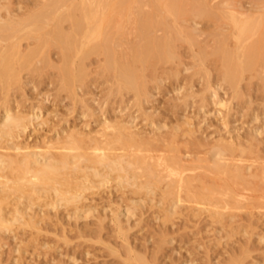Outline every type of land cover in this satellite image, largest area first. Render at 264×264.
<instances>
[{
    "label": "bare ground",
    "instance_id": "bare-ground-1",
    "mask_svg": "<svg viewBox=\"0 0 264 264\" xmlns=\"http://www.w3.org/2000/svg\"><path fill=\"white\" fill-rule=\"evenodd\" d=\"M1 1L0 92L4 114L0 118V140L11 141L3 146L8 152H0V247L5 244L4 237L9 239L7 231H11L14 224L43 229H39L40 221L35 218L38 214H30L35 200L51 197L53 202L48 205L54 208L77 205L83 196L78 193L82 188L80 178L87 181L90 177H98L104 182L100 184H105L115 177L113 180L120 179L117 186L132 187L133 195L142 192L152 195L159 190L160 203H167L166 219L182 214L184 209H178L184 207L189 212L185 215L188 219L207 214L213 221L221 223L226 216L235 218V210L244 209L247 204H243L246 202H242L243 199L264 201V160L262 156L254 159L257 165L253 169V164H247L244 159L245 155L253 154L254 157L256 153L252 132L251 137L244 138L245 142L219 140L210 147L208 156L188 164L173 139L175 134H171L172 140L161 148L157 142L164 143L169 139L158 137L157 133L156 137H152L154 133L150 135L152 138L144 137L130 125L133 117L132 122H122L114 116L116 119L113 120H98V129H93L95 135L94 132L84 135L75 128L62 137L50 139L42 151H36L12 139L20 137L27 125L38 120L40 115L33 110L31 114L12 113L9 104L14 84L20 86L22 83V72H35L44 67L56 69L60 86L72 95L74 92L77 98L76 88L90 78L89 62L94 56L98 57L95 69L111 76L109 81L116 86L113 91L130 92L138 99L149 92L148 83L159 65L180 58L177 44L184 42L190 47L197 46L195 58L200 65L217 60L222 80L235 97H241L243 91L239 84L244 80V74L255 72L258 66L262 70L256 73H264V0H260L256 8L247 10L232 6L228 1L212 4L213 0H19L17 7H13L10 0L7 4ZM196 18L209 19L217 26L211 48L202 45L199 39L202 31L198 32L194 27ZM226 19L232 22V31L221 28ZM31 39L36 42L31 43ZM24 40L29 41L26 47L22 44ZM52 48L58 50V63L50 56ZM210 56L215 59L209 60ZM37 63L41 64L37 67ZM93 71L97 74L99 70ZM212 95L217 96L216 89ZM188 132L194 134L192 128ZM196 143L200 146L202 142ZM158 147L161 150L158 151ZM249 158L250 161L252 158ZM131 201L137 206L142 203L140 198ZM124 209L114 213L111 219L115 232L124 236L123 253L127 259L123 263L169 264L162 263L163 260L157 262L158 254L171 241L163 235L164 229L160 231L162 234L158 233L161 236L153 249L149 250L151 262L145 253H138L140 246L136 248V244L128 241L130 227L126 223L131 215L127 207ZM79 210L77 207L74 212L78 217ZM98 225L103 226L102 219ZM54 227L56 230L53 231L60 230ZM64 233L67 235L66 230ZM240 258H232V263L239 264Z\"/></svg>",
    "mask_w": 264,
    "mask_h": 264
},
{
    "label": "rangeland",
    "instance_id": "rangeland-1",
    "mask_svg": "<svg viewBox=\"0 0 264 264\" xmlns=\"http://www.w3.org/2000/svg\"><path fill=\"white\" fill-rule=\"evenodd\" d=\"M18 1L1 2H9L17 7ZM227 1L232 6L243 7L244 10L249 7L256 8L260 3V0H213L211 3L226 4ZM194 22L198 32L202 31L199 38L202 45L209 48L214 46V34L217 32L214 22L202 18H196ZM194 22L189 20V23ZM221 28L232 31V22L229 19L222 21ZM29 41L36 42L32 39ZM29 41H22L23 46L26 47ZM177 47L180 58L159 65L155 76L148 83L149 92L138 99L130 92L121 94L113 91L116 86H112V81H109L111 76L95 69L97 56L92 58L95 62H89L93 74L91 73L86 84H79L76 88L77 98L74 97V92L72 95L60 86L56 69L44 67L35 72L24 70L22 83L20 86L14 84L10 92V109L12 113L16 111L24 114H31L33 110L40 118L28 124L20 137L12 140L29 146L32 150L42 151L47 141L62 137L75 128L84 135L89 132H94L95 135L93 129H98V120H113L118 117L122 122H132L134 118L130 125L134 126L135 132L144 134L147 138L159 134L158 137L169 139L164 143L157 142V146L161 144V148H165V143L172 140V137L169 138L171 134H175L173 139L180 155L187 159L186 163L192 164L197 163L198 158H204L206 154L208 156L210 147L219 140L239 139L245 142L244 138L251 137L252 132L258 152L255 146L254 157L253 154H247L244 159L247 164H253L254 169L257 157L262 156L264 160V73H256L262 68L258 66L255 72L244 74V80L239 84L243 92H240L241 97H235L219 75L220 63L217 60L200 65L195 58L197 46L190 47L184 42L177 44ZM57 52L55 48L50 50V56L56 63L60 60ZM209 58L215 59L211 56ZM40 64L37 63V67ZM93 70L98 71L97 74ZM208 83L213 86L211 89ZM214 89L217 96L212 95ZM220 102L222 103L219 104ZM2 103L0 92V118L4 114L1 112L4 105ZM189 128L193 129L194 134H189ZM152 133L155 135L151 137ZM3 140H0L1 147H6L8 140L11 141L7 138ZM196 142L202 143L199 146ZM5 147L0 152H8ZM249 157L253 158L249 161ZM114 178H110V182L105 184H100L104 182L98 177H90L87 181L80 178L82 188L78 193L83 196L77 205L66 204L54 208L53 205H48L53 202L51 197L35 200L31 206H34L33 209L29 211L31 210L30 214L35 212L39 215L32 214L41 223L39 229H43L14 224L11 229L13 233L7 231L9 239L4 235L5 244L0 247V264H131L133 261L123 263L127 259L123 253L124 236L115 232L111 220L114 213L126 207L131 215L130 224L126 223L130 227L127 232L130 237L128 241H132L134 246L136 244V248L140 246L137 248L138 253H145L150 261L153 259L149 250L153 249L162 234L160 231L164 229L163 235L171 239L172 243L170 241L165 244L158 254L160 257L157 262L161 263L163 260L162 263L169 264H233V259L241 257L242 262L239 264H264V208H259L264 205V201L249 202L243 199L242 202L246 201L243 204H247L245 207L242 204L244 209L235 210V218L229 219L226 216L221 223L213 221L207 214L188 219L185 215L189 212L184 207L178 209H184L182 214L177 213L166 219L167 203H160L159 190L152 195H147L146 192H142L143 195H133L132 187H119L117 184L120 179L113 180ZM132 198L142 199L141 205H134ZM77 207L78 210L80 208L79 217L74 213ZM41 216L43 220H40ZM100 219L103 220L102 227L98 225ZM54 225L60 230L53 231L56 230ZM62 226L65 228L61 230ZM65 230L67 235H64ZM100 237L102 240L105 238L104 242ZM144 245L146 246L143 247ZM118 246L119 249L122 246L121 251L124 247L122 252Z\"/></svg>",
    "mask_w": 264,
    "mask_h": 264
}]
</instances>
